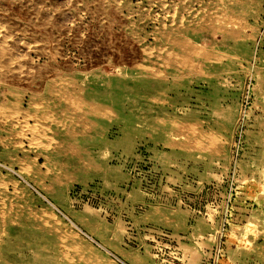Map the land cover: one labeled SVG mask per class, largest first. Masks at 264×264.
<instances>
[{"label":"rangeland","instance_id":"374dc122","mask_svg":"<svg viewBox=\"0 0 264 264\" xmlns=\"http://www.w3.org/2000/svg\"><path fill=\"white\" fill-rule=\"evenodd\" d=\"M2 102L0 264H264V0H0Z\"/></svg>","mask_w":264,"mask_h":264},{"label":"bare ground","instance_id":"6f19581e","mask_svg":"<svg viewBox=\"0 0 264 264\" xmlns=\"http://www.w3.org/2000/svg\"><path fill=\"white\" fill-rule=\"evenodd\" d=\"M92 1V0H91ZM104 9V8H103ZM219 16V15H218ZM100 28V27H99ZM117 28V27H116ZM69 36V35H68ZM16 38V37H15ZM14 39V38H13ZM65 40V39H64ZM81 46V45H80ZM191 48H193V47H191ZM70 51V50H69ZM145 52V51H144ZM192 52H193V54H199V53H197L198 51H196L195 49H193L192 50ZM160 57V56H159ZM28 59V58H27ZM147 69V68H146ZM61 72V71H60ZM120 75V74H119ZM59 76V75H58ZM61 77H63V76H61ZM65 78V77H64ZM71 79V78H70ZM70 79H68V80H70ZM105 79V78H104ZM142 79V78H141ZM65 80V79H64ZM63 80V78H62V82L64 81ZM68 80H65V82L67 81L68 82ZM117 80V79H116ZM139 80V79H138ZM24 81V80H23ZM72 81H74L73 79H72ZM105 81V83L106 82H108V81H111V78H108V79H106V80H104ZM121 81H123V80H121ZM120 81V82H121ZM141 81V80H140ZM4 82V81H3ZM70 82H71V80H70ZM69 82V83H70ZM56 83V82H55ZM54 83V84H55ZM64 83V82H63ZM79 83V82H78ZM81 83H83V84H86V85H91V86H93L94 85V83H93V81L91 80V81H89V80H85V79H81ZM118 83V82H117ZM3 84V83H2ZM6 84V83H5ZM73 84V83H72ZM121 84V83H120ZM6 86H7V84H6ZM73 86H75V85H73ZM72 87V86H71ZM73 88V87H72ZM74 89V88H73ZM118 89V88H117ZM98 90V89H97ZM104 90V89H103ZM119 90V89H118ZM79 91V90H78ZM11 92V91H10ZM73 92V91H72ZM84 92V94H83V96L81 97V100H80V103H77V104H75V103H73L72 102V106H73V110H74V112H76L78 115H82L86 120L87 119H94V118H98L99 117V115L101 116H103V115H105L108 111H109V107L107 106V105H104V104H102V103H96L94 100H92V98H91V96L90 95H88L90 92H86L85 90L83 91ZM110 92V91H109ZM17 93V92H16ZM33 93V92H32ZM106 94V93H105ZM3 96H2V101H7L8 100V98H12L13 97V95H11L10 93H8V95L6 94V93H3L2 94ZM31 95V94H30ZM30 95H28V97L30 96ZM102 95V94H101ZM33 96V95H32ZM93 96V95H92ZM100 96V95H99ZM20 97V96H19ZM80 97V96H79ZM15 98V97H14ZM34 98V97H33ZM48 98V97H47ZM22 99V98H21ZM24 99V98H23ZM96 99V98H95ZM29 100V99H28ZM98 100V99H97ZM103 100V99H102ZM67 102V101H66ZM104 103V102H103ZM40 104V103H39ZM37 102L35 103V102H32V101H29L28 103H27V107H28V109H34L35 111L34 112H32V113H30V112H28V111H24L25 112V115H26V118L28 117H32L33 118V116H34V118H35V120L37 121V123L39 122V120H40V118L42 117L41 115L42 114H44V112L46 111V107L45 106H43L42 104L41 105H39ZM63 104V103H62ZM107 104V103H106ZM7 104H4V102H2V103H0V115L2 114V111H5V110H8V109H11V110H13V114L15 115L14 117H13V114H11L12 116L10 117V118H12V119H9V121L8 122H6L5 124L2 122V120H1V118H0V125L1 126H4V127H9V126H11L13 123H18V124H20V121H22V119L21 120H19V118L20 117H18V115L19 114H21L22 113V108H20L19 106H17V104L16 105H14V106H11V105H8V106H6ZM68 105V104H67ZM70 105V104H69ZM68 105V106H69ZM25 106V105H24ZM71 105H70V107H72ZM65 108L67 107V106H64ZM60 109V108H59ZM67 110H68V107H67ZM54 111V110H53ZM23 112V113H24ZM62 112V111H61ZM50 112H49V110H48V112H47V114H49ZM52 113V112H51ZM7 114V113H6ZM46 114V115H47ZM110 114V113H109ZM5 115V114H4ZM23 115V114H22ZM46 115H44L43 117H46ZM107 115V114H106ZM9 116V115H8ZM25 117V116H24ZM42 117V118H43ZM41 118V119H42ZM47 119H48V117H46ZM5 119V118H4ZM31 119V118H30ZM6 120V119H5ZM50 120H51V118H50ZM28 122V121H27ZM28 124V123H27ZM78 124V123H77ZM28 126V125H27ZM26 126V127H27ZM191 126V125H190ZM194 126V125H193ZM29 127V126H28ZM33 127H34V125H33ZM22 128H24V126L22 127ZM30 128V127H29ZM49 127L47 126V125H42L41 123L39 124V126L38 127H35V128H33V129H31L32 130V134L35 136V137H38V138H41V137H43V135L45 134L44 133V131L46 130V129H48ZM180 128V127H179ZM4 130H7V129H4ZM10 131V130H9ZM22 131V130H21ZM11 132V131H10ZM25 132V131H24ZM15 133V132H14ZM19 133V132H18ZM16 135H20V134H16ZM21 135H22V132H21ZM20 135V136H21ZM24 136V135H23ZM49 137V136H48ZM35 139H37V138H35ZM28 140H30L29 138H28ZM38 140H40V139H38ZM50 140H51V138H50ZM32 140H30L29 142H31ZM34 141V140H33ZM35 142H37V141H35ZM190 142V141H189ZM2 144V143H1ZM30 145H32L31 143H29ZM34 144V143H33ZM37 144H38V142H37ZM39 144H40V142H39ZM43 144V143H42ZM46 144H47V142H46ZM46 144H44V145H46ZM5 146V145H4ZM15 165V166H14ZM3 166V168H5L8 172H10V171H14V168L15 167H17L18 169L17 170H15V172H16V174L20 177V178H22V179H24L25 181H27V184H29L32 188H34V185H33V183H36V185H39L40 184V180H38V179H36L33 175H32V169H33V167H31V162L29 161V157H28V155H27V153L25 152V151H23L22 152V155H21V157H17L16 159H14V161H12L11 163H9V165H7V166H5V165H2ZM0 170H1V168H0ZM1 172V171H0ZM1 175V174H0ZM0 179H1V177H0ZM1 183H3L2 181H0V196L1 195H6V191H5V186H3V187H1ZM23 191H24V189H22ZM26 191V190H25ZM17 193V192H16ZM24 195V194H23ZM11 196L12 197H15L16 196V194H15V192H13L12 194H11ZM43 197V196H42ZM3 199H0V218H2V216H1V211L2 210H4L3 208H4V206H3ZM31 216H33V219L35 220V221H37L38 222V224H40V228H44L43 227V224H44V216H42L41 215V213H40V211H37V210H33V211H31ZM2 220V219H1ZM55 221V220H54ZM13 222V221H12ZM3 224V223H2ZM48 224V223H47ZM60 238V237H59ZM62 239V238H61ZM70 248H73V247H70Z\"/></svg>","mask_w":264,"mask_h":264},{"label":"built area","instance_id":"2783aa9c","mask_svg":"<svg viewBox=\"0 0 264 264\" xmlns=\"http://www.w3.org/2000/svg\"><path fill=\"white\" fill-rule=\"evenodd\" d=\"M217 252H219V250Z\"/></svg>","mask_w":264,"mask_h":264}]
</instances>
